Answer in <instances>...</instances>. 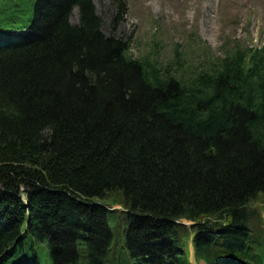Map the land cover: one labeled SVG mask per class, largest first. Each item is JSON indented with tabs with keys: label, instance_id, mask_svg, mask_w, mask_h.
Listing matches in <instances>:
<instances>
[{
	"label": "trees",
	"instance_id": "trees-1",
	"mask_svg": "<svg viewBox=\"0 0 264 264\" xmlns=\"http://www.w3.org/2000/svg\"><path fill=\"white\" fill-rule=\"evenodd\" d=\"M5 1L34 32L0 33V264H264V46L187 75L92 0Z\"/></svg>",
	"mask_w": 264,
	"mask_h": 264
},
{
	"label": "rangeland",
	"instance_id": "rangeland-1",
	"mask_svg": "<svg viewBox=\"0 0 264 264\" xmlns=\"http://www.w3.org/2000/svg\"><path fill=\"white\" fill-rule=\"evenodd\" d=\"M92 1L96 4L98 15L104 20L105 33L108 36L114 33L128 42L133 57L148 58L164 68H173V71L176 70L175 65L185 63V68L189 69L187 75L199 68L217 64L220 58L234 52L238 46H264V0H122L127 7L118 0ZM5 2L0 0V5ZM120 11L124 13L117 20L114 17ZM16 19L13 10L0 11V33L22 31L17 27L20 24L15 23ZM71 21L79 22L77 11L73 12ZM23 199L26 201L25 197ZM114 200L119 202L116 197H110L96 203H113ZM259 204L261 209L256 210L254 204L249 211L252 216L260 213L264 226V202ZM116 207L120 205L115 204L111 210ZM114 215H109V218L114 220L115 216H125L121 212ZM255 224L256 228L261 227L258 221ZM124 226L128 227L129 223L125 221ZM188 244V253L192 259L194 249L191 240ZM78 245L87 251L82 241L76 247ZM117 251V246L111 248L109 259L103 264H114ZM85 261L81 256L77 264H86ZM122 264L132 262L127 259ZM195 264L205 262L196 260Z\"/></svg>",
	"mask_w": 264,
	"mask_h": 264
},
{
	"label": "water",
	"instance_id": "water-1",
	"mask_svg": "<svg viewBox=\"0 0 264 264\" xmlns=\"http://www.w3.org/2000/svg\"><path fill=\"white\" fill-rule=\"evenodd\" d=\"M183 224H185V225H191V223H189L187 221H184Z\"/></svg>",
	"mask_w": 264,
	"mask_h": 264
},
{
	"label": "bare ground",
	"instance_id": "bare-ground-1",
	"mask_svg": "<svg viewBox=\"0 0 264 264\" xmlns=\"http://www.w3.org/2000/svg\"><path fill=\"white\" fill-rule=\"evenodd\" d=\"M19 32H21V31H18V32H16V33H19ZM7 35V34H6ZM8 36V35H7ZM167 248V247H166Z\"/></svg>",
	"mask_w": 264,
	"mask_h": 264
}]
</instances>
